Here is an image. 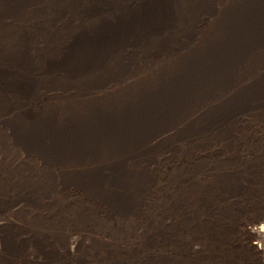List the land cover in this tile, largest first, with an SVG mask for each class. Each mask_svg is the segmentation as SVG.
I'll use <instances>...</instances> for the list:
<instances>
[{
	"label": "rangeland",
	"instance_id": "rangeland-1",
	"mask_svg": "<svg viewBox=\"0 0 264 264\" xmlns=\"http://www.w3.org/2000/svg\"><path fill=\"white\" fill-rule=\"evenodd\" d=\"M249 6L178 0L80 69L47 61L96 16L0 6V61L32 79L0 85V264H264V16L225 45Z\"/></svg>",
	"mask_w": 264,
	"mask_h": 264
},
{
	"label": "bare ground",
	"instance_id": "bare-ground-1",
	"mask_svg": "<svg viewBox=\"0 0 264 264\" xmlns=\"http://www.w3.org/2000/svg\"><path fill=\"white\" fill-rule=\"evenodd\" d=\"M64 1L66 0H49L43 3L41 0H0V6L3 13L16 12L22 8L44 12L46 6L50 10H57ZM71 1L67 0L68 3ZM177 3L178 0H73L79 17L94 15L96 18L76 28L47 62L72 69L100 65L108 54L126 43L161 34L177 17ZM263 16V6L243 9L237 17L235 27H231V37L227 38L226 47L234 45L237 40L235 37L241 36V33L249 32V36L251 33L253 36L259 32ZM167 42L168 38H163L159 39L158 44ZM21 48L11 55L17 56V63L26 65L21 67L28 69L30 62ZM7 65L0 61V85L29 87L32 79L22 76L14 67ZM259 231L264 236V224L259 227Z\"/></svg>",
	"mask_w": 264,
	"mask_h": 264
}]
</instances>
